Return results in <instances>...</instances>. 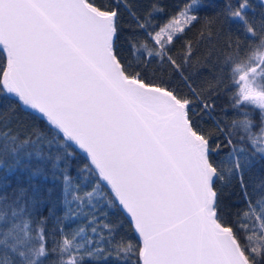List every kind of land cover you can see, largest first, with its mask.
Masks as SVG:
<instances>
[{
	"label": "snow or ice",
	"instance_id": "snow-or-ice-1",
	"mask_svg": "<svg viewBox=\"0 0 264 264\" xmlns=\"http://www.w3.org/2000/svg\"><path fill=\"white\" fill-rule=\"evenodd\" d=\"M210 6L0 0V264H264V0Z\"/></svg>",
	"mask_w": 264,
	"mask_h": 264
},
{
	"label": "trees",
	"instance_id": "trees-1",
	"mask_svg": "<svg viewBox=\"0 0 264 264\" xmlns=\"http://www.w3.org/2000/svg\"><path fill=\"white\" fill-rule=\"evenodd\" d=\"M165 2L168 6V11L172 12L175 10L177 5L183 3V0H165ZM205 2L212 5V6L202 8L201 13H200L201 15L211 14L214 11H217L219 9V7L223 6V4H224V0H205ZM251 2L254 5H257L259 3V0H251ZM189 36L194 38L195 33H190ZM121 47L123 49L124 56L127 58L129 56V53L127 51V45L123 43V40L121 41ZM132 58L134 59V56ZM32 127H36L39 129L46 130L45 123L42 120H40L39 118H37V120L33 121L27 117H24L23 123H22V125H20V130L21 131H27L28 129H30ZM112 219L119 221V222H123L122 216L120 214L113 215ZM125 231H127V226L125 227Z\"/></svg>",
	"mask_w": 264,
	"mask_h": 264
}]
</instances>
